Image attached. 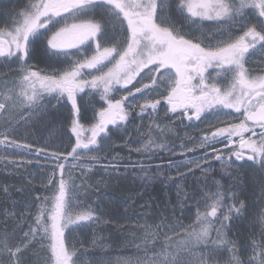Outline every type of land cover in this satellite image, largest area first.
Segmentation results:
<instances>
[{"label": "snow or ice", "instance_id": "6c2138e0", "mask_svg": "<svg viewBox=\"0 0 264 264\" xmlns=\"http://www.w3.org/2000/svg\"><path fill=\"white\" fill-rule=\"evenodd\" d=\"M0 18L6 22L0 31V66L8 71L18 69L15 75L19 78V83L5 85L0 112L6 118L13 108L29 105L15 117L16 122L24 121L19 127L9 123L0 132V145L36 158L35 170L44 173L42 186L52 185L51 208L39 210L23 228L19 220L29 209L23 207V201L13 199L14 193L23 189L0 184L6 205L0 210L5 222L0 264H36L38 247L46 248L44 264H189L186 257L193 255L187 250L191 241H177L170 234H179L184 225L166 219L159 224L153 221L155 227L147 223L144 227V244L157 235L171 241V245L160 244L158 252L152 249L155 255L151 258L113 262L89 256L88 249L82 247L85 240L73 243L76 234L91 233L95 244V226L106 223L100 205L93 207L87 196L77 201L76 183L68 182L73 165L82 158L95 160L92 153H103L117 140L130 148L129 133L135 130L139 136L143 131L137 120L153 119L160 112L171 113L170 119L182 123L186 119L197 128H217L199 141V146L210 147L213 155L206 150L169 162L168 166L184 177L175 182L177 185L189 178L186 172L196 175V168L201 173L213 171V160L258 174L259 196L253 195L247 207L238 196L229 203L227 191L214 178L206 177L205 191L198 189L196 195L188 197L178 191L177 210L181 214L192 210L189 202L195 203L196 219L219 229L227 227L225 221L243 219L245 213L252 215L253 230L242 245L223 239L212 241L214 247L202 250L207 258L199 257L195 264H264V0H29L15 7L10 6V0H0ZM257 72L261 75H255ZM136 108L139 112L129 119ZM48 115H59L66 124L67 148L33 150L30 143L9 139L22 130L27 132L28 124ZM223 120L239 122L219 127ZM82 122L91 124L87 139L80 134ZM245 132L250 134L247 138ZM233 137H239L237 147H229ZM217 144L228 148L225 159H221ZM181 151L195 149L187 146ZM40 159L53 166L45 170ZM129 167L125 165V171ZM131 167L143 171L146 166ZM111 168L120 171L115 165ZM208 179L217 185L215 191L209 188ZM44 199L37 197L33 205L44 203ZM207 235V229H202L196 241ZM46 240L50 241L47 245Z\"/></svg>", "mask_w": 264, "mask_h": 264}, {"label": "rangeland", "instance_id": "374dc122", "mask_svg": "<svg viewBox=\"0 0 264 264\" xmlns=\"http://www.w3.org/2000/svg\"><path fill=\"white\" fill-rule=\"evenodd\" d=\"M16 71H18V69H16ZM16 71L15 70L7 71V73L10 75L6 76V78L0 79V95L5 94L3 91L5 85H10L13 81L19 83V78L16 77L15 75ZM16 91H17V95H19L20 89L17 88ZM28 106L29 105L26 103L19 107L13 108L11 114L8 115L6 118H4V113L0 112V132H2V130L9 123L13 124L14 127H19V124L23 123L24 121L20 120L19 122H16L15 117L22 112H26ZM53 126L54 123H53L52 115H48L47 118L44 119L37 118L36 120L33 121V123H30L26 126L28 129L27 132H24L22 130L20 133H17L15 136H10L9 139H16L20 143H30L32 145L33 150H35L37 147H44V146H47L49 150L54 148H60L62 146L59 145V143L57 144V141H59V136L57 137L56 135L53 134ZM169 135L170 132L168 130L166 131L157 130V132L153 134L150 138H141L140 140H136L137 142L132 144L130 148L128 146L122 147L118 143H116L114 147L106 148L103 153H92L93 156L97 157L95 160L82 158L76 161L75 165H73L72 167L73 175L68 182L76 183L77 191L79 192V195L76 197L77 201H84L85 197L87 196L88 202H91L93 207H96V205H100L101 208L103 209L105 203L108 202L109 200L108 194L112 187L110 183L113 182L115 179L119 178V175L117 173L111 172L112 171L111 165H115L121 169L123 168L121 167V165L124 164V161L126 159L129 160L130 157L132 156H136L139 160H144L146 158L156 155V153L166 154L168 151L167 146L169 147L171 146V144L167 143V138ZM0 138L3 137L0 136ZM157 145H163V147L158 148ZM137 148H139L140 151H136ZM6 152L8 153L7 155H5ZM68 159L71 160L72 157L69 156ZM5 164L8 165L7 169H5L4 167ZM13 164L17 165V167L13 168ZM39 164L45 170L53 166L51 164L46 163L43 159L39 160ZM19 165H24V166L19 167ZM84 165H95V166L84 167ZM105 165H109V167L105 168ZM36 167H37L36 158L22 156L19 153L12 152L11 149L6 150L3 147V145H0L1 173H5L9 177L15 176V179L21 177L26 178L27 181L30 180L29 182H27L29 184L31 181L34 180L32 178L34 176L32 174V169L36 171L35 170ZM100 167L105 169L103 173L97 172L96 169ZM67 168L68 165L66 164L65 169ZM196 169H194V171H197ZM175 171H177V169ZM39 172L40 171H36L37 174ZM83 172H87L89 173V175L83 176L82 175ZM40 173L44 174L43 172ZM189 174L190 173H188V175ZM22 180L25 179H21V181ZM233 180L235 182V178ZM234 182H232V185ZM51 186L52 185H48L47 187H44L40 182L39 188L37 187L38 189L36 190V192L41 194V198H45L44 203L40 205L38 210L51 208L52 193L49 191ZM40 188L43 189L44 193L40 192L41 191ZM81 189H87L88 191L87 192L80 191ZM45 190H47V192H45ZM29 192L34 193L35 189L34 190L30 189ZM231 195L232 197L235 195V190L233 193H231ZM217 216H219V211L217 212ZM211 219L214 220L215 218H211ZM152 222L153 221L146 219L145 222L141 221L140 223L137 224L140 230V234H139L140 236L138 235V237L134 236L135 232L134 233L131 232V234L128 232L125 233L127 235H123V236L126 238V242H124L123 246L118 250L114 249L110 245V242L112 240L111 237L112 235L107 234V237H105V233L103 232L104 229L99 227H95L94 229V231L98 234L95 244H93L92 242L93 237L92 234L90 233L89 235L90 237L88 241L85 240L86 242L83 244L82 247L88 249L89 256L106 258V259H110L113 262L117 260L133 261V260L151 258L155 255L152 249H156V252H158L160 244L171 245V241L161 238L159 235H157L154 239L149 240L147 244L143 243L144 227L146 223L148 225H152L153 227H155V225ZM161 222L162 220H159V222L156 223L159 224ZM168 222L177 223L174 220ZM224 223L227 224V227L223 229H219L218 226H215L214 224L210 225L207 223H203L202 220H199V222L196 225H193L190 228L188 227L181 228L179 230V234H175V233H170V234L172 235V239L174 240L191 241L188 244L187 250L191 251L193 255L187 256L186 259L189 261V264H195V261L199 257L203 256L207 258V254L202 250L210 247H214L215 245L211 243L212 241H216L218 239L235 241L231 235L232 234L231 227L233 223L232 220L225 221ZM202 229H207L208 235L204 237L201 241L197 242L196 235L199 234ZM1 230L2 229H0V231ZM218 231H219V237L217 235ZM2 235H3V231L0 232V236ZM67 235H68V231L65 230V237H67ZM75 242L76 240H74V243ZM48 243H50V241L46 240L45 245H47ZM65 243L67 245L68 243L67 239L65 240ZM137 245H139V247ZM237 245H239V243H237ZM220 246L223 247L224 245L221 244ZM45 251L46 248L38 247V249L36 250L38 255H34V261L36 262V264H44V261L47 259L45 255ZM237 251L239 252V250ZM146 252H147V257L145 256ZM77 255H79V252H77Z\"/></svg>", "mask_w": 264, "mask_h": 264}, {"label": "trees", "instance_id": "16d2710c", "mask_svg": "<svg viewBox=\"0 0 264 264\" xmlns=\"http://www.w3.org/2000/svg\"><path fill=\"white\" fill-rule=\"evenodd\" d=\"M53 118V134L57 137L59 136V141L57 144L61 145L64 148L68 147V134L65 132L66 124L61 120L60 116H52ZM70 151V149H69ZM161 155V154H158ZM157 158V155L156 157ZM153 159L146 161L145 164L139 162L136 156H132V162L130 164H122L119 172V178L115 179L110 183L111 190L108 194L109 200L105 203L103 211L106 213L105 219L106 223L96 225L95 227L103 228L105 237L107 234L112 235V240L110 242L111 247L114 249H119L126 242V238L123 235L125 233H134V236L138 237L140 234L138 223L141 221L151 220L159 222V220L166 219L167 221H176L177 223H182L184 227H192L196 225L199 221L196 219V205L195 203L189 202V208L192 209L188 211L185 209L184 214H181L177 209L179 204L177 201L178 191H182L187 194L188 197L197 194V190L205 191L203 181L205 178H214V181L219 182V186L222 190L227 191L226 199L229 203L233 202V197L231 193L234 192L235 182H234V170L229 166L217 164L216 161H210L215 164V169L211 172L201 173L200 169L194 171L196 175H192L186 172V175L189 177L184 183L177 185L175 182L178 180H184V177L179 176L175 168H170L169 162L167 160H158ZM134 160V161H133ZM142 164L145 165V170L141 171L139 167H131L132 165ZM130 166L127 171H125L124 166ZM151 165L150 167H147ZM97 172L103 173L104 168L96 169ZM32 169V178L34 179L29 184L26 178L15 179V176L9 177L5 173L0 172V184L7 183L11 188L20 187L23 189V192H15L13 195L14 200L23 201V207L29 209L23 213V218L19 220L20 226L25 228L29 223L35 218L36 214H39L38 208L41 203H36L33 205V201L37 197H41V194L36 192L39 188L40 181L44 174L36 173ZM59 176V174H57ZM149 177L151 179L149 180ZM21 179H25L22 180ZM232 179V180H231ZM213 179H208V186L213 191H215L216 184ZM236 181V179H235ZM232 182L233 185H232ZM26 184V185H25ZM38 187V188H37ZM52 187V186H51ZM34 190L35 192H29V190ZM41 190V191H40ZM40 192L44 193L43 189L40 188ZM47 192V190H45ZM3 195L0 194V210L5 208V203L3 202ZM197 199L200 197L197 195ZM181 200H186L185 196H181ZM202 202V201H201ZM11 206V201L8 202V207ZM174 210H177L174 212ZM225 210V209H221ZM20 209H17L19 212ZM203 213L204 209H200ZM154 215V216H153ZM9 217H12L11 215ZM8 217V221L11 222L12 218ZM239 221V220H238ZM232 221V237L233 239L240 244L246 235L249 232L241 228L240 223ZM0 229L1 231L5 230L4 218L0 217ZM95 229V228H94ZM0 231V232H1ZM90 233L87 236L81 234H76L74 240H87L89 239ZM140 236V235H139ZM73 240V243H74ZM117 243V244H116Z\"/></svg>", "mask_w": 264, "mask_h": 264}, {"label": "flooded vegetation", "instance_id": "af4514ba", "mask_svg": "<svg viewBox=\"0 0 264 264\" xmlns=\"http://www.w3.org/2000/svg\"><path fill=\"white\" fill-rule=\"evenodd\" d=\"M29 0H10V6L15 7L16 5L19 4H24L28 3ZM31 2H38V0H31ZM206 24L212 23L211 21H205ZM6 27V22L3 20V18H0V31H3ZM247 67V66H246ZM7 69L4 68L3 66H0V79L6 78V76L10 75L7 73ZM16 71V70H15ZM144 71H147L145 69ZM141 75H143V72H141ZM255 75L259 76L261 73L257 72ZM137 80L139 77L136 78ZM135 83V81H133ZM131 87V85H129ZM115 94V93H112ZM139 95V93H137ZM98 99V97H97ZM130 100L132 99L131 97L129 98ZM163 103V101H162ZM228 111V110H225ZM139 112V108H136V110L132 113H130L129 119H131L132 116L136 115ZM172 114L170 113L169 115H165L163 112H160L159 115L155 116L153 119L146 120L144 122H141L137 120V125L139 126L140 129L143 131L139 136H137L136 131L133 130L129 133L130 138H126L128 140V144L132 145L136 143V140H140L141 138H150L153 134L159 131H166L168 130L170 132V135L167 138V143L171 144V146H167V153H162L161 155H158L159 153H156V155L153 156V159H158V160H167L170 159L171 161H177L183 159L185 156H195L199 153H203L206 150L208 151L209 155H213L214 153L212 152L211 148H205L199 146V141L202 140L203 138L209 137L211 133L215 132L217 130L216 126H209V125H201L199 128L195 127V125H192L189 121L186 119L181 122L179 119H170L169 116ZM203 119V116L201 117ZM238 120H223L219 122L218 126L219 127H230L232 123H238ZM197 124L199 121L196 122ZM83 126L80 129V134L82 138L87 139L90 137V128L91 124L88 122H82ZM184 125H189L188 127H185ZM258 131V129H257ZM250 134L245 132L244 136L247 138ZM73 142L75 140V136H73ZM233 145L232 147H237L238 146V141L239 137H233ZM255 139V137H253ZM116 143H118L120 146L124 147L127 146L123 140H117ZM187 147L191 146L192 148L195 149V151H181V147ZM216 148L220 149L221 152V159L226 158V154L228 153V149L224 150L226 147H224L223 144H217ZM246 158V157H245ZM234 159V157H233ZM151 160V157L146 158L144 160H138L139 162H142V164H145L146 161ZM134 161V160H133ZM216 161V160H214ZM129 162H132V159H126L124 161V164H130ZM217 164H220L219 161H216ZM226 166H229L228 164H225ZM231 169L234 170V177L236 179L235 181V195L240 197L241 200L244 201L246 207L250 205L251 203V197L253 195H256L257 197L259 196V187L257 181V176L258 174H254L252 170L250 169H240L235 165L229 166ZM233 196V197H234ZM252 219V215L249 213H245V218L240 219L238 222L241 225V228L243 230H246L250 233L253 228L250 224V221ZM246 237L240 241V244L242 245L245 241Z\"/></svg>", "mask_w": 264, "mask_h": 264}, {"label": "bare ground", "instance_id": "6f19581e", "mask_svg": "<svg viewBox=\"0 0 264 264\" xmlns=\"http://www.w3.org/2000/svg\"><path fill=\"white\" fill-rule=\"evenodd\" d=\"M101 168V167H100Z\"/></svg>", "mask_w": 264, "mask_h": 264}]
</instances>
